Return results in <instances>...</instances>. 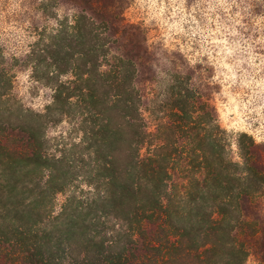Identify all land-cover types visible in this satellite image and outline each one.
Returning a JSON list of instances; mask_svg holds the SVG:
<instances>
[{
	"label": "trees",
	"instance_id": "obj_1",
	"mask_svg": "<svg viewBox=\"0 0 264 264\" xmlns=\"http://www.w3.org/2000/svg\"><path fill=\"white\" fill-rule=\"evenodd\" d=\"M74 1L72 20L41 48L52 89L44 114L15 99L0 69V264H244L251 253L264 264L253 231L245 243L233 236L249 224L240 195L264 192V155L250 143L238 175L210 98L193 83L190 109L176 99L150 131L138 86L150 54L139 27L122 21L125 0ZM236 2L245 29L262 17L251 36L264 38V0ZM75 114L90 121L85 197L73 190L75 167L46 146V126Z\"/></svg>",
	"mask_w": 264,
	"mask_h": 264
},
{
	"label": "rangeland",
	"instance_id": "obj_2",
	"mask_svg": "<svg viewBox=\"0 0 264 264\" xmlns=\"http://www.w3.org/2000/svg\"><path fill=\"white\" fill-rule=\"evenodd\" d=\"M74 2L0 0V69L9 76L15 99L33 114H44L52 101L41 48L49 43L60 22L72 20ZM123 3L122 21L139 27L146 54H150L138 81L141 112L148 129L156 132L158 123L169 120L178 98L190 109L188 95L193 83L199 94L210 98L226 144L227 161L237 164L238 175L245 177L244 151L253 149L250 143L264 155V38L251 36L262 17L254 18L252 28L245 29L243 9L236 0ZM109 46V54L120 52L114 43ZM88 125L85 114H75L59 116L45 128L49 152L66 156L75 167L79 177L73 190L81 197L87 196L90 188L86 171L91 164L82 144L83 128ZM244 183L242 178L237 181L238 190ZM57 198L61 202L64 196L58 194ZM251 200L244 201L243 194L239 197L241 215L249 224L237 225L233 232L236 244L245 243L252 231L264 243V192H255ZM244 264L261 263L251 253Z\"/></svg>",
	"mask_w": 264,
	"mask_h": 264
}]
</instances>
